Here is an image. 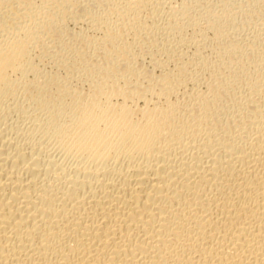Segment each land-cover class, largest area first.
Returning <instances> with one entry per match:
<instances>
[{"label":"bare ground","instance_id":"bare-ground-1","mask_svg":"<svg viewBox=\"0 0 264 264\" xmlns=\"http://www.w3.org/2000/svg\"><path fill=\"white\" fill-rule=\"evenodd\" d=\"M128 1H125L126 4ZM184 7L188 5L182 7L187 11L188 8ZM182 8L173 6L172 20L183 21L177 18L179 13H182V18L186 14ZM121 9L122 13L128 10ZM209 14L210 12L206 17ZM217 15L221 16H216L217 18H225ZM213 19L215 18L208 20L210 22L207 21L210 24L206 22L207 26L211 27L213 24V29L222 30L220 29L222 26L219 25L221 19L219 21L217 19L219 24L212 23ZM174 25L176 24L170 25L172 27L170 29H173ZM179 25L181 24L176 27H181V30H178L182 33L183 25ZM27 28H21V32L18 29L19 33L15 32L12 37L9 36L3 41V38H0V104L5 94L14 96L16 90H20L18 86L21 88V85L27 86L30 82L24 84V79L23 81L21 79V83L18 80L20 77L17 78L18 74L21 76L28 71L27 66H33V63L31 64L33 54L30 55V53L31 48L34 47L32 46L34 36L31 35L32 30L28 31ZM161 30L164 31V29ZM219 30L211 32L217 33L218 37L223 34V32L219 34ZM167 33H171L172 36L173 32ZM203 36L201 37L204 38ZM218 49L216 53L221 54L227 51V49H220V52ZM260 51H263L260 53L264 56V50ZM228 52L230 51H227V55ZM201 57L205 60L207 55ZM257 58L254 59L257 60ZM38 60L41 61V59ZM208 60L212 64V59ZM208 62L205 63L209 64ZM222 62L223 65L224 59ZM255 62L252 64L257 66ZM185 63L181 64L185 66ZM198 63L201 62L196 64ZM192 64L189 62V65ZM249 65L251 66V63ZM263 66L257 67L262 69ZM207 67L210 68V66ZM247 67L249 66H245L246 70ZM241 69L244 70L243 67ZM196 71L195 73H199ZM198 71L201 72V70ZM177 73L176 75L182 74L180 71ZM195 73L190 72L191 76ZM24 76L22 75L23 78ZM189 76L188 73L185 77L189 78ZM197 76L196 80L199 79ZM175 77L173 75L172 79ZM260 77L262 78V75ZM47 78L44 82L36 76L29 84L35 90H28L32 87L22 89L24 97L30 100L29 103L38 105L37 111L42 107L56 106L54 101L59 99H50L52 97H50L51 94L49 95V89H56L62 85L67 87L64 81L62 85L60 84L58 80L61 78L50 79V74L49 79ZM169 78H162L163 81L160 79V82L158 81L155 85L156 90L154 89V92L152 90L151 93L150 89H148L149 92L145 91L150 86L149 79L143 92L142 86L140 87L142 93H150L157 98L153 100L154 102H152L153 98L151 101L150 98L145 99L143 107L138 106L137 101H134L140 97L138 96L140 90H137L138 88L134 90L136 87H133L131 91L128 90L132 87L130 89L127 87L121 94L116 92L115 95H122L124 101L117 105L114 102L108 105L109 102L105 104L108 105L106 108L103 103L102 107L100 105L101 111L96 114H92L91 111L78 112V109H74L75 106H65L66 109L73 108L76 114L79 113L81 118L75 119V117L72 120H76H73L74 126L76 122L80 126L82 120L83 128L81 125L80 134L77 131L78 126L75 127L76 129L69 124L64 127L65 124L58 122L59 115L56 117L58 119H55L50 117V112L47 114L49 118L46 117L44 123L42 122L41 130L54 135L53 138L60 139L59 143L62 142L67 149L72 147L86 152L90 162L83 164V167L80 166L81 164L77 166L71 164L68 167L63 163V157L57 156L55 149L48 146L47 149L41 141H37L44 144L40 147L32 142V135H34L32 132L39 131L36 130L35 124L31 125L27 132L22 131L17 134L15 132L17 130L12 128L11 123L4 121L5 118H0L2 119L0 120V264H264V90L261 89V94H259L260 91L257 92L259 94L257 99H255L257 95L244 99L249 97L248 92V95L244 93L246 95L244 97L239 95L241 98L236 102H240L242 106L238 108H235V103L227 100L230 103L226 105L225 101L218 102L224 105L219 111L215 107L217 111L214 112V104L211 101L213 95H208L209 98L207 93L190 94L182 90L189 94H184L177 101L169 100L173 90V86L169 84ZM215 78L209 77L211 79L209 81L212 82ZM172 79L169 80L172 82ZM155 80L151 82L154 83ZM205 80L208 81V79ZM253 80L252 78L251 81ZM128 81L129 84L132 83L131 80ZM259 82L260 80L252 83L254 85ZM185 83L187 82H184L182 87ZM205 83L208 86L207 82ZM181 84L180 81L179 85ZM249 84L247 87L250 89ZM138 85L139 83L137 87ZM261 85H264V82L259 84L260 87ZM68 87L67 89H70ZM208 87L210 89L212 86ZM254 90L252 94L260 88ZM60 91L62 94L63 90ZM95 91L92 94L88 92L90 94L88 102L92 101L94 106L103 102L99 100L98 91H102L103 94L105 92L104 90ZM213 91L215 90L212 89L210 94H214ZM64 94H67L65 98L67 96L75 99L86 95L74 97L72 92L69 93L72 94L71 96H68V92ZM230 95L232 98L233 94ZM82 97L79 101L83 99ZM125 99L132 100V105H128V102L126 104ZM62 100L63 102L57 105L68 104L66 102L63 104L64 99ZM235 100H238L237 97ZM104 102H106L105 98ZM85 103L87 104L86 101ZM85 103L82 101V104ZM82 106L89 108L86 105ZM98 107L97 109L100 110ZM62 110L61 106L55 108L59 114L65 113ZM90 110H92L91 105ZM45 111L48 112V110ZM213 112L217 115H213ZM218 116H225L231 120L232 126L228 127V124L224 123L223 125L226 124L228 129L225 127L226 129L222 130L224 127L221 128L222 123H216L219 122ZM54 120L62 126L59 127ZM73 121L70 123L72 124ZM3 124H9V126H2ZM69 127L73 128L72 132L75 130L77 135L71 134L75 138L71 137L72 132L69 131ZM59 136L68 139L65 141ZM53 147L57 148V146ZM66 151L69 154L68 150Z\"/></svg>","mask_w":264,"mask_h":264},{"label":"rangeland","instance_id":"rangeland-1","mask_svg":"<svg viewBox=\"0 0 264 264\" xmlns=\"http://www.w3.org/2000/svg\"><path fill=\"white\" fill-rule=\"evenodd\" d=\"M125 1L126 0H0V38L1 39L3 38L2 41L5 40L7 37L9 38V36L12 37L15 34V32H18V31L21 32L20 29L21 28L25 29V27L26 28L28 27L27 28L28 31L29 29H31L32 30V32L30 30L31 35L34 36L32 38V46L34 47H32L33 49L31 48V53H30V55L33 54L31 55L32 56L31 64L33 63V66L26 67V70L28 69V71L25 70L26 73L22 74L23 76L25 75L24 76L25 78H23L22 75L19 76L18 74L17 78L20 77L18 80H20V82L22 83L24 79L23 82L24 84H26L28 81L31 82V80L35 78L36 76L40 78V80L42 79L44 80L47 77H48L47 79H49V74H50V79L52 77L56 79L61 78L60 80H58L60 84L64 81L63 83L66 82L67 87L69 86L68 88H70V89H67V87H65L66 85L63 86L62 84H61L62 85L61 87H64L65 89L63 88L61 89V87H58L56 89L48 88L50 90L48 91L49 95L50 94L52 95V96L50 95V97H52L50 99L55 100V98L56 99L58 98L59 100L54 101V103L56 104L55 107H48V108L42 107L43 109L42 110L40 109L41 107L39 106L40 110L37 111L38 105H35L32 102L29 103L30 100H28L26 96L24 97L23 92H22V89H25L28 87H32V88H28V90L30 91L31 89L35 90L33 86L29 85L31 83L28 82L27 86L23 85L26 87H23L21 85V88H20V86H18L20 90L17 89L14 96L10 94L9 95L5 94L3 96L2 102L0 104V106L2 107V108L0 107L1 109L0 112H2L0 114L1 116L0 118H3V119L5 118L4 121H6L9 124L11 123L10 125H12V128L17 130V131L14 130L17 134H19L22 131L28 130V128L31 125L33 126V124H35V127L37 128L36 130H39V131L32 132V134H34L32 135V142L37 143V141H41L42 143L45 144L46 148L48 146V148L52 147L53 149H55V153H57V156L59 155L61 158L63 157L62 158L64 161L63 163H65L66 166L68 167H70L69 165L71 164L72 166L73 165L77 166V164L79 165L81 164L80 166H82L83 164L85 165L89 164L90 159L87 157L88 154L86 152L82 151L84 153L83 154L81 151H78L80 149L76 150V148H72V147H71L72 150L75 149L74 151H72L71 148L67 149V147L64 146L62 142H60L61 144L59 143L60 139H57L55 137L53 138L52 136L54 135L41 130V127L43 128L42 126V124L44 123L43 121H45L46 117L49 118L47 116L49 112H50L49 115H51L50 117H54L55 119H58L56 117H58L59 115L58 122H60L62 125L65 124L63 125L64 127L65 126L67 127L68 124L70 126H73V128L78 126L77 131L79 132L81 129L80 128L81 125L83 128V123L81 122L82 120L80 119L81 117L78 115L79 114L78 112L91 111L92 114H96L101 111V107L103 103L105 106V107L103 106L104 108H106L108 105H112L113 102L115 105L122 103L124 100H122L123 99L122 95H119V94H121V92L124 91L127 87H129L127 89H130V87H132L128 91H131L132 89H134L133 87H136L134 90H136L137 88H138L137 90H140L138 93V96H140L138 97L139 101L135 99L134 101H137L136 103L138 106L143 107L145 99L150 98L149 100L151 101V98H153L152 102H154L153 100H157V98L154 95L150 94L152 90L153 92L156 90L155 85L157 84V82L160 79H161L160 81H163L162 78L164 79L166 77L167 78L171 77L169 79H172L173 75L176 76L175 78H173L174 80L172 79L173 83L171 82V80L168 79V81L170 82L169 84L173 86L172 87L173 90L171 91L172 95L171 96L169 95V98H170L169 100L177 101V99L181 98L184 94H189L185 92H190V94L191 93L195 94V92H197L196 94H199V93L206 94L207 93L206 94L207 96L213 95L211 98V101L213 102L212 104H214L213 105L214 112L217 111V109L219 111L221 109V106H223L224 104L226 105L227 103L229 104L230 102L235 103L234 104L236 106L235 108H238V106H242V104L236 101H239V99L241 98L240 96L242 97L246 96L244 95V93L245 94L247 92L250 93L249 95L247 93L249 97H244V99L253 98L256 95L257 96L255 97V99H257L259 94H261L262 92L261 89L264 90L263 89L264 85H261L262 87L259 86V84H263L264 82L263 80L264 79V68H263L264 67L263 66L264 56H262L263 54L260 53V52L263 53V51H260V50H264L263 48L264 47L263 46L264 45V0H187V1L186 0L185 1L184 0H138V1L135 0L136 2L132 0H129L130 1L129 2L127 0L128 1L127 4ZM183 2H185V4ZM124 5L128 7L126 6L123 7ZM181 5L183 6L188 5V7H184V8L185 9L188 8L189 10L186 9L187 11H185L182 8L183 6ZM173 6L176 8H182L186 12L185 15H184L185 12L183 13L184 15L183 18L181 17L182 13L178 14L177 18L183 20V21H179L180 23L176 20H172L173 17L171 16L172 14L171 10ZM121 8H123V10L128 9V10H125L127 11L126 17L128 18H126L124 15L125 11H123L124 13H122ZM197 12L201 15H199ZM209 12L210 14L207 17L210 16V18H207L206 15ZM224 12H226V14L228 15L224 14ZM193 14H196V15H193ZM217 14L222 15L225 18H217V17H221V16H218ZM168 17H170L171 19ZM211 17L212 18L214 17L215 19L213 20H216V21L212 20V23L215 22L219 24L218 21L221 19L219 25H221L222 28H220L221 26L219 28L222 30H219L217 28H216L217 30L213 29L212 27L213 24H211V27L207 26L208 24H210L208 23L210 22L208 20L212 19ZM167 21H169L170 23ZM174 21L175 23H173ZM206 22L208 24H206ZM149 23H151L152 25H150ZM171 23L176 24L174 25L175 27L173 28L176 31H174L173 29H170V27L173 25ZM178 24H181L179 26L186 25L185 28L182 26V31H181L182 33L179 32V30H181V27L177 28ZM218 24H215V25H218ZM134 25L135 27H131ZM203 27L205 28L204 30L199 29ZM206 27L207 28L209 27L208 29L210 30L206 29ZM215 27H218V26H215ZM165 28H168L170 30L165 29ZM192 28L194 29V31ZM161 29H164V31ZM212 30L215 32L219 30L218 32L219 34L220 32L221 33L223 32V34L218 35L220 39L216 36L217 33L215 34V32L213 33L211 32ZM168 31L173 32L172 36H171V33H167ZM195 31L196 33H194ZM197 31H200V32H197ZM200 35L201 36L204 35L203 37L205 39L202 38ZM194 36L195 37L197 36L198 40ZM214 37H216L215 38L216 40H214ZM218 41L220 45L218 44ZM220 41L222 42L220 43ZM220 46H225L227 48H223ZM218 47L220 48L218 49ZM216 49H218L219 51L220 49H223V50L227 49V51H230V52H228V55L226 54L227 51L225 53L224 52L221 53L222 54L221 55L220 53H216L217 52ZM196 50H198L199 52ZM218 54L220 55V57H217L219 56ZM201 56L206 57L207 59L205 58V60H203ZM222 56H224V58ZM258 56L262 58H257ZM187 58H189V60ZM254 58L255 59L257 58V60H255ZM38 59H41V61ZM182 59H183V62H182ZM208 59H212L211 60L212 64L210 60ZM221 59L222 60L224 59L225 61L223 65H222L223 62ZM186 60L187 62L185 63ZM198 60L201 63H205L209 61L210 63L209 62L208 63L210 65L206 63L204 65L201 63H198V65L200 66L198 67V65L196 64L197 62H199ZM180 61L181 63H185L184 64L185 66L187 65L186 68L185 66H183V64L180 63ZM259 61L261 62L259 63ZM189 62L190 64L191 63L193 64L189 65ZM242 62H244V64ZM252 62H255L257 66L259 67L263 66L261 67L262 69L254 65V63L252 64ZM216 63L217 64L219 63V64L217 65ZM245 63H247L248 65H246ZM250 63H251V66L249 65ZM193 65L194 67H192ZM244 65L249 66L247 67V70L249 72L245 69ZM207 66H210V68ZM218 66H220L221 68ZM204 67H207L208 69ZM241 67H243L244 70L241 69ZM211 68L214 69L212 72H210V70H212ZM258 68L261 71H259ZM187 69H192L193 71L192 70L188 71ZM177 70L180 71V73H182L181 75H183L186 71L183 77L185 76L187 77L189 73L190 75L189 78L185 77L186 78L185 79L181 75H176L178 74ZM198 70H201L202 73ZM195 71L199 72L200 74L195 73ZM163 72L168 73V74L167 75L165 74L166 75L165 76ZM190 72L192 74L195 73V75L191 76ZM207 72L210 73L211 75L213 74L215 76L217 75V78H215V76L212 77L210 74L208 75ZM53 73L55 74V76H51ZM161 73L163 74L162 75L163 77L161 76ZM258 74L259 75L261 74L262 78L260 77L261 75L258 76ZM56 76H58L59 78H57ZM196 76L199 79L196 80L195 78ZM158 77H160L159 80H158ZM209 77L215 78L216 81L215 79H212V82H210L209 80L211 79H209ZM256 77H258V79H256ZM150 78H152V80ZM204 78L208 79L209 82L206 81ZM252 78L254 79L253 80L254 83L255 82L257 83V81L260 80L259 84H254L256 85L254 86L252 83L253 81H251ZM148 79L150 80L148 84L152 86L151 88L149 85H148L149 88L146 85L148 82ZM153 79L154 80L157 79V80H155L153 83L151 82L153 81ZM183 79L187 81H184ZM128 80H131L132 83L129 84ZM175 80H179V81H175ZM261 80H262V83H261ZM136 81H139L138 87H137L138 83H136ZM180 81L182 82L181 85H179ZM214 81L215 83L218 81L216 84L214 83L216 86L213 84ZM184 82H187V83H185V85L182 87ZM205 82H207L208 86H212L213 88L211 87L209 89V87L205 85L206 84ZM133 83H135L136 85L135 86L132 85ZM175 84L177 85L175 86ZM247 84H249V86L251 85L250 89L247 87ZM153 85H154V88H153ZM141 86H142V92H143V89L147 87L146 88L147 90L145 91L149 92L151 90L150 93H146V94L145 92L142 93L140 89ZM175 87L177 90L175 89ZM71 88L73 89L76 88L82 93L77 92L78 90L73 91V89ZM97 88L98 90H104L106 93L105 92L104 94L101 93L102 91H98ZM122 88L124 89L122 90ZM252 88L254 89L260 88V90L255 91L256 89L254 90ZM59 89L63 90L62 94H61L62 91H60ZM94 89L98 91L97 94L99 96V100L103 101V102H100L99 105L95 104L96 106L92 105L93 104L92 101L91 103L88 102L89 101L88 97H90V94H88V92L92 94L93 91H95ZM191 89H193L194 91ZM212 89L215 90L213 91L214 94H210ZM55 90H57L56 93H55ZM68 90H71V91H68ZM182 90H185V92H183ZM253 90L255 92L252 94ZM20 91L22 93H20ZM181 91L183 92L182 95H181L182 93ZM206 91H209V92H206ZM234 91H236L237 94ZM52 92L55 93L56 95L53 94ZM64 92L65 93L68 92V94L72 92L73 95L69 94L68 96L72 95L74 97L78 95H83V94H86V95H83V97L81 96L83 99L80 100L81 101L80 102L79 101V99L81 98L80 96H78L79 99L77 97L75 99V98L67 97V96L65 98V95L67 94H64ZM75 92L77 94H75ZM116 92L119 93V94L117 93L119 96L115 95ZM100 93L106 96L104 97ZM142 94H143V97L141 98ZM230 94H233L232 98ZM60 95H64V96H60ZM109 96H111V98ZM144 96L148 98H145ZM236 97L238 100H235ZM87 98L88 100H86ZM104 98L106 102H104ZM62 99H64L63 104H66V103L68 104L64 106L62 104L57 105L63 102ZM75 100H78L79 102ZM226 100L230 102H227ZM82 101L83 103H85L86 101L88 105L86 103L82 104ZM116 101H119V102L117 103ZM125 101H126V104L129 103L128 105H132L131 103L132 100L125 99ZM224 101L226 103H224ZM215 102H217L216 103L217 105L215 104ZM218 102H223L224 104L223 103L218 104ZM75 104L76 105L78 104L80 108H78V106H76ZM105 104H108V105H105ZM236 104H241V105H236ZM82 105L89 106V108H86L85 106H82ZM90 105H91L92 110H90ZM58 106H61L63 109L62 111L63 112L65 111V113L60 112L59 114L58 112H56L55 108ZM65 106L67 107L75 106L74 109H78L77 114H76V110H74L73 108L66 109ZM97 106L100 107V108L98 107L100 110L97 109ZM12 107L14 109H12ZM71 109H73L74 111ZM93 109H95L96 111ZM45 110H48V112H46ZM93 111L95 113H93ZM27 112H29V114ZM31 112H34V113H31ZM73 112L74 114H72ZM214 112H213V115H217V113L214 114ZM51 113H53V115ZM4 114L5 115L8 114V115L5 117ZM25 114H28V115H25ZM35 114L37 116H35ZM78 117H80L79 120H81L80 121L81 125L79 126L78 125L79 123L76 122V126H74L75 124L74 121L76 120L73 119L74 120L73 121L72 118L78 119ZM218 117H219V122H216V123L218 124L222 123L220 124L221 128L224 126L222 130L226 129L225 127H227L226 124L223 125L224 123H227L228 127L232 126L230 124L231 120H229L228 118H225V116H218ZM221 118H222V121H221ZM226 120L227 122H225ZM54 121H56V124H58L59 127L62 126L60 125V123L57 122V120H54ZM71 121H73L72 124L70 123ZM9 124L8 125L3 124L2 126L8 127ZM21 128L23 129L21 130ZM73 128H70L69 131L72 132L71 129ZM39 132H42V133H39ZM71 134L72 135L76 134L75 130H73V132L70 133V135ZM78 134H80V132ZM72 135L71 137L75 138ZM60 138L65 141L68 139L62 136ZM40 143H37L36 145H38L39 147L40 145L44 146V144L42 143L40 144ZM50 143L52 145H50ZM62 145L64 146V148ZM53 146H57V148H54ZM62 148L65 150H63ZM60 149L62 150L60 151ZM66 150H68L69 154H67ZM63 154L65 155L63 156ZM84 156H86L87 158ZM86 160H89V161H86ZM82 161L85 163H83Z\"/></svg>","mask_w":264,"mask_h":264}]
</instances>
